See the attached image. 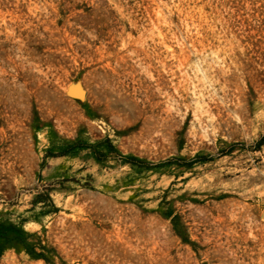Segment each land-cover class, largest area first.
Returning a JSON list of instances; mask_svg holds the SVG:
<instances>
[{"label": "rangeland", "instance_id": "obj_1", "mask_svg": "<svg viewBox=\"0 0 264 264\" xmlns=\"http://www.w3.org/2000/svg\"><path fill=\"white\" fill-rule=\"evenodd\" d=\"M13 226L0 264H264V0H0Z\"/></svg>", "mask_w": 264, "mask_h": 264}, {"label": "trees", "instance_id": "obj_2", "mask_svg": "<svg viewBox=\"0 0 264 264\" xmlns=\"http://www.w3.org/2000/svg\"><path fill=\"white\" fill-rule=\"evenodd\" d=\"M22 234H24V231L15 226L12 227V232L3 231L2 234H0V251L13 246L19 247L24 245L28 247Z\"/></svg>", "mask_w": 264, "mask_h": 264}, {"label": "water", "instance_id": "obj_3", "mask_svg": "<svg viewBox=\"0 0 264 264\" xmlns=\"http://www.w3.org/2000/svg\"><path fill=\"white\" fill-rule=\"evenodd\" d=\"M69 89H70V86H69ZM68 94H69L70 96H73V97H75V98H78V99L82 100V96H80V95H78V94H74L72 90L68 91Z\"/></svg>", "mask_w": 264, "mask_h": 264}]
</instances>
